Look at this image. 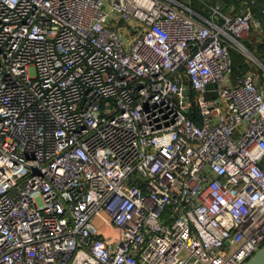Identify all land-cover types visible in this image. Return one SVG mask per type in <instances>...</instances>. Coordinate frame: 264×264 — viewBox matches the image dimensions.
Here are the masks:
<instances>
[{
    "label": "built area",
    "instance_id": "built-area-1",
    "mask_svg": "<svg viewBox=\"0 0 264 264\" xmlns=\"http://www.w3.org/2000/svg\"><path fill=\"white\" fill-rule=\"evenodd\" d=\"M176 2L0 0V264H242L264 244V87L232 57L251 5Z\"/></svg>",
    "mask_w": 264,
    "mask_h": 264
},
{
    "label": "rangeland",
    "instance_id": "rangeland-1",
    "mask_svg": "<svg viewBox=\"0 0 264 264\" xmlns=\"http://www.w3.org/2000/svg\"><path fill=\"white\" fill-rule=\"evenodd\" d=\"M236 1L237 8H235V10L239 9L243 3L242 0ZM204 2H208L207 4H216L214 0H198L196 2L193 1L192 3L196 7L198 6L204 8V6H207ZM256 19L257 18L254 16L253 20L251 21V27L249 31L240 38L241 42L249 49L259 48L261 44L264 45V29L262 28V24L257 22ZM232 57L235 65L240 64V66H242L241 70L253 72L256 76L257 82L260 84V86L264 87V68L255 58L250 55L249 51L243 48L237 41H233ZM103 217L101 216L100 218V224L105 232H108L111 230V226L106 220H103L105 218Z\"/></svg>",
    "mask_w": 264,
    "mask_h": 264
},
{
    "label": "trees",
    "instance_id": "trees-1",
    "mask_svg": "<svg viewBox=\"0 0 264 264\" xmlns=\"http://www.w3.org/2000/svg\"><path fill=\"white\" fill-rule=\"evenodd\" d=\"M204 3L207 5L205 9L198 7V6L196 7L194 4H193L192 8L196 11L201 12L202 14L208 15L209 11H210V6H216L217 5V4H210V3L207 4L208 2H204ZM250 4H251V8H252L253 13L255 14L257 19L260 21V23L262 24V28L264 29V12H263L264 0H254ZM250 50L256 56H258L260 59L264 60V45L263 44H261L259 48H253ZM236 60H237V58H236ZM233 68L236 72H244V70H241L242 66H240V64H238V65L234 64ZM188 113H189V115H192L195 112H192L189 110Z\"/></svg>",
    "mask_w": 264,
    "mask_h": 264
},
{
    "label": "crops",
    "instance_id": "crops-1",
    "mask_svg": "<svg viewBox=\"0 0 264 264\" xmlns=\"http://www.w3.org/2000/svg\"><path fill=\"white\" fill-rule=\"evenodd\" d=\"M196 2L198 0H177V2L175 3V5L179 8H182V9H186L185 6H190L192 7L193 6V3L192 2ZM243 3H242V6L240 8H242L243 6H245L246 4H250L251 2H253L254 0H242ZM214 2L217 4L216 6H218L219 8H221L222 10H225V11H233L235 10V8H237V1L236 0H214ZM251 5V4H250ZM204 6V5H203ZM206 6H204L203 9H205ZM239 8V9H240ZM238 10V9H237ZM253 16H255V14L253 13ZM256 17V16H255ZM257 18V17H256ZM257 22H260L258 19H256ZM100 218L101 216L98 215L96 216V220L98 223H100Z\"/></svg>",
    "mask_w": 264,
    "mask_h": 264
},
{
    "label": "water",
    "instance_id": "water-1",
    "mask_svg": "<svg viewBox=\"0 0 264 264\" xmlns=\"http://www.w3.org/2000/svg\"><path fill=\"white\" fill-rule=\"evenodd\" d=\"M245 48H246L247 51H249L252 54H254L246 45H245ZM254 58L257 61L259 60V58L257 56H255ZM211 85H213V83H209L208 84V86H211ZM188 91H189V88L186 85L184 87V93L187 94ZM242 264H264V244L260 248H258L256 250V252Z\"/></svg>",
    "mask_w": 264,
    "mask_h": 264
}]
</instances>
